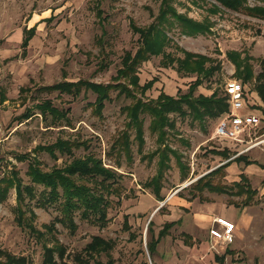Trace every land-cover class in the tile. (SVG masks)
Here are the masks:
<instances>
[{"label": "rangeland", "instance_id": "1", "mask_svg": "<svg viewBox=\"0 0 264 264\" xmlns=\"http://www.w3.org/2000/svg\"><path fill=\"white\" fill-rule=\"evenodd\" d=\"M159 3V0H0V94L3 93L6 98L5 102H0V173H9L10 165H14L24 184H30L26 170L28 159L35 155L33 149L39 144L63 138L83 141L88 149H73L71 155H58L57 159L45 152L39 153L36 157L42 162L44 170L62 166L70 159L90 152L101 159L105 167L121 174L115 185L120 187L119 196L113 194L108 197L107 223L100 227L99 223L92 221V217L82 219L80 211H76L74 222L77 228L73 233L58 220L60 212L55 204L38 205L41 186H34L35 199L25 195V201L20 206L24 218L19 223L16 194L11 188L5 200L0 202V249L29 257L30 264H40L43 246L62 245L68 253L66 264H76L72 260L73 254L81 252L92 236L98 235L113 244L109 254L101 253L94 257L102 264L107 263L109 256L115 264H140L142 261L148 264H218L216 257L224 258L222 264H264L262 168L254 166L248 170V182L255 194L243 208L235 205L241 206L246 195L217 194L207 190L198 193L191 185L227 161L213 151L227 149L230 158H233L251 143L263 138L264 115L258 107H254L252 85L243 83L237 77L236 67L226 57V52L236 51L241 57L245 54L251 57L250 63L254 73H257V60L264 56V20L248 15L245 9L232 11L220 7L216 14H209L208 9L215 3L213 0H195L194 3L173 0L178 13L196 21L208 17L212 23L208 34L196 37L181 35L176 28L168 30L173 45L166 49L167 52L182 57L177 45L186 51L210 57L218 67L212 77L203 80L194 95H210L214 90L222 95L227 81H239L246 92L243 112L255 113L261 121L250 137L244 136L245 141L240 143L214 136L217 118H205L200 122L190 115L170 114L174 128L167 129L165 144L180 155L184 170L180 171L175 158L170 156L169 168L164 170L160 182L163 201L156 199L151 188L144 186L157 172L158 157L141 160L137 142L132 140L131 160L121 154L117 164L118 157L110 149L127 121L122 108L130 104L132 98L117 97V92L111 91L110 99L104 102L101 114L97 115L94 112L95 94L91 91H81L73 97L58 91L40 90V87L62 79L69 82H110L121 66L124 52H134L138 46V35L132 31L130 22L138 27L147 26L157 15ZM263 3L264 0H247L245 7L262 6ZM97 7L102 12L101 18L97 15ZM33 26L35 35L23 52L22 32ZM100 62L103 68H99ZM138 75L140 85L152 78L157 79L146 91L143 100L155 99L160 92L173 96L178 94V90L184 93L195 79V75L184 76L173 68L163 67L161 56H153L142 63ZM21 87H29V91L22 96L19 93ZM134 93L140 97L138 91ZM44 100H49L60 110L69 109V126H65L64 121L50 124L49 116L45 119L39 115L35 106ZM26 107L36 114L22 122L14 119ZM141 117L144 119L145 141L141 153L146 155L154 151L158 144L156 134L148 128L150 115L145 113ZM134 134L132 128L131 139ZM23 154L29 156L24 161L16 159ZM243 154L264 164V144ZM238 172L234 164L223 172V177L212 175L209 179L213 184L231 185L239 181ZM178 189L179 196L175 193ZM192 194L197 197L188 201ZM193 214H196L195 219L207 223L204 225H207L205 229L210 236L213 229L223 239L213 236V239H205L203 235L193 241L191 238L186 240L183 228L175 225L169 235L160 240L156 252L149 254L146 247L149 221L157 236L163 223L183 218V226L185 222L190 223ZM125 218L128 228L124 226ZM221 218L233 224L229 234L225 235V228L218 223ZM188 241L190 244H185ZM90 264L95 263L90 261Z\"/></svg>", "mask_w": 264, "mask_h": 264}, {"label": "trees", "instance_id": "2", "mask_svg": "<svg viewBox=\"0 0 264 264\" xmlns=\"http://www.w3.org/2000/svg\"><path fill=\"white\" fill-rule=\"evenodd\" d=\"M159 10L157 15L153 16V20L145 27H138L133 22H130L132 31L138 35V46L134 52L125 51L121 58V66L117 69L115 76L110 78V82L96 83L89 80H78L69 82L62 79L52 85H44L40 90L58 91L60 93L71 94L77 97L81 91H91L95 94L94 112L97 115L101 114L104 108V102L110 99L109 93L116 91V96H124L132 98L133 101L124 106L122 111L126 114L127 121L124 129L118 134L113 141L110 149L115 152L118 157L116 163L119 164L121 154L127 160H131V144L132 140H136L138 152L141 154V160H152L158 157L157 172L146 183L145 187H149L156 199L163 201L161 197V179L164 170L169 168L170 156H173L179 166L180 171L184 170L181 163L180 155L174 149L165 144L167 129L174 128V122L169 118L170 114L177 113L181 116L190 115L193 120L202 122L205 118L217 120L228 111V102L226 95H219L216 90L210 95L202 93L194 95L195 90L199 87L203 80L210 78L217 71V65L213 64V60L202 54L193 53L184 49L178 48L182 52V57H177L166 49L171 47L172 40L168 36V30L178 29L181 35L187 37H196L197 35H205L210 32L212 23L207 17L202 21L191 19L186 14L178 13L173 6V0H159ZM195 2V0H189ZM211 8L208 9L209 14H216L220 11V7L232 11L245 9L247 14L253 17L264 20V3L262 6L245 7L247 0H213ZM99 3L96 5L98 6ZM97 15L101 18L102 12L97 7ZM35 35V27L24 29L22 32L21 48L25 52L29 41ZM153 56H161L163 67L173 68L178 74L184 76L195 75V79L188 85L186 92L178 90L176 96L168 95L160 92L155 99L143 100V96L147 90L151 89L157 79L152 78L140 85L138 68L140 65ZM226 57L230 59L236 67V75L243 83H251L252 92H254L261 102L258 107L264 115V56L257 60L259 71L254 73L253 66L250 63L251 57L241 54L236 51L226 52ZM99 68H103V63L100 62ZM64 77V74L62 73ZM29 91V87H21L19 89L20 96ZM134 91H138L139 96H136ZM4 94H0V102H5ZM35 108L39 111L42 118L49 116L50 124L57 125L64 121L65 126H69L68 112L69 109L60 110L52 105L49 100H44L36 104ZM148 113L151 117L149 122V130L152 134H156V149L148 154H142L144 145V119L141 115ZM34 113L30 108L26 107L20 115L14 119L21 122L33 117ZM19 121V122H20ZM48 125V126H53ZM47 126V127H48ZM134 128V138L131 139L130 130ZM84 147L88 149L85 142L57 138L49 144H39L33 149V157L28 159L26 175L29 177L30 184H24L19 176L14 165H10L9 173H0V202L4 201L9 190L13 188L16 194L18 222H22L24 211L21 210V204L25 201V195L29 199H35L34 186H41L42 190L37 199L38 205L45 207L46 205L55 204L60 212L58 219L62 224L73 233L77 225L74 222V214L80 211L82 219H89L99 223L102 227L107 223V208L110 204L108 197L111 195L119 196L120 187L115 186L121 174H118L114 169L105 167L101 159L96 158L93 153H88L82 157H74L65 162L62 166H53L48 170H44L42 162L36 157L37 154L45 152L53 159H57L58 155H71L73 149ZM214 154L221 156L227 161L215 169L209 171L205 175L199 177L192 187L201 193L207 190L211 193L228 194V195H246L245 202L236 207H244L249 204L251 195L255 194V190L251 189L248 178L241 173L239 181L232 182L231 185L213 184L209 179L212 175H220L223 177L224 168L228 166L231 160L243 162L244 165L255 163V161L247 159L243 155H237L230 158L227 149L222 151H213ZM29 154L16 156L19 161H24ZM264 167V165H263ZM184 175V174H183ZM185 179V178H183ZM92 184L88 185L87 183ZM233 189H236L233 192ZM179 196V193H177ZM197 195L192 194V201ZM33 215V214H32ZM181 223V219L163 223L157 236L154 235L152 222L149 221L146 227L147 250L150 255L156 252V248L161 239L169 235L170 229ZM124 226L127 227L126 218ZM187 240L191 238L188 234H184ZM190 240V239H189ZM189 245L190 242H185ZM113 248L112 242L104 240L101 236H92L89 243L85 245L81 252L74 253L72 260L76 264H90L94 261L95 264H102L95 261V256L101 253L109 254ZM68 257L67 250L62 245L55 247L43 246L42 258L40 264H66ZM218 264H222L223 257H216ZM31 259L23 255H15L7 250L0 249V264H30ZM106 264H115V261L109 256ZM140 264H148L142 261Z\"/></svg>", "mask_w": 264, "mask_h": 264}, {"label": "built area", "instance_id": "3", "mask_svg": "<svg viewBox=\"0 0 264 264\" xmlns=\"http://www.w3.org/2000/svg\"><path fill=\"white\" fill-rule=\"evenodd\" d=\"M223 92L227 97L229 107L228 111L217 121L214 129V136L242 143L245 141L243 139L244 136L247 135L250 137L251 132L257 129L261 118L254 113H241V111L244 110L246 103L245 87L241 82L236 80L227 81L224 85ZM262 136L263 138L251 143L248 147L241 150L239 154H242L255 146L264 144V133ZM239 154L237 153L236 156ZM218 223L222 224L225 228V235L229 234L233 229V224L226 220L219 219ZM210 234L213 237L222 238V235L213 229L210 230ZM230 241L231 239L229 242Z\"/></svg>", "mask_w": 264, "mask_h": 264}, {"label": "crops", "instance_id": "4", "mask_svg": "<svg viewBox=\"0 0 264 264\" xmlns=\"http://www.w3.org/2000/svg\"><path fill=\"white\" fill-rule=\"evenodd\" d=\"M168 95H171V94H168ZM252 95H253V98H254V105H257V106H261V102H260V100H259V98L257 97V95L254 93V92H252ZM171 96H173V95H171ZM241 113H247V112H243V111H241ZM255 114V113H254ZM219 120V119H218ZM241 155H243V156H245L247 159H249L250 160V158L249 157H247L246 155H244L243 153L241 154ZM252 161H254V160H252ZM223 163H225V161L223 162ZM223 163H221V164H223ZM236 165L237 166V168H238V174L240 175L241 173H243L247 178H248V180H249V177H248V170H251V168L252 167H256V168H262L261 170L262 171H264V167H263V165H261L260 164V162L258 161V162H255V163H253V164H249V165H244L243 164V162H237V161H234V160H231L230 162H229V164H228V166H226V168H224V171L226 172V169L228 168V167H230V166H232V165ZM195 216H196V214H193V216H191V219H190V223H189V221L188 222H185V224L182 226V223H183V221H184V219L182 218L181 219V223L180 224H178V227H182L183 228V233L184 234H188L190 237H191V239H192V241L193 240H196V239H199V237H201V236H203V235H205V239L208 237L209 239H213V237L212 236H210L209 235V232H208V230L207 229H205L206 227H207V225H204V224H207V223H204L203 221H201V220H198V219H195ZM222 219V218H221ZM226 219H228V218H226ZM224 220V219H223ZM228 220H230V219H228ZM227 221V220H226ZM231 221V220H230ZM189 223V224H188ZM167 237V236H166ZM241 244V243H240ZM239 244V245H240ZM239 248V247H238ZM237 248V249H238ZM235 250V249H234Z\"/></svg>", "mask_w": 264, "mask_h": 264}, {"label": "water", "instance_id": "5", "mask_svg": "<svg viewBox=\"0 0 264 264\" xmlns=\"http://www.w3.org/2000/svg\"><path fill=\"white\" fill-rule=\"evenodd\" d=\"M181 188H182V187H181ZM181 188H180V189H181ZM180 189H178L175 193H177ZM175 193H174V194H175Z\"/></svg>", "mask_w": 264, "mask_h": 264}]
</instances>
